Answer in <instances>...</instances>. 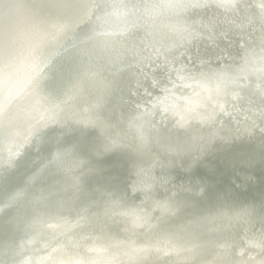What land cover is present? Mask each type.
I'll use <instances>...</instances> for the list:
<instances>
[{
	"label": "water",
	"instance_id": "95a60500",
	"mask_svg": "<svg viewBox=\"0 0 264 264\" xmlns=\"http://www.w3.org/2000/svg\"><path fill=\"white\" fill-rule=\"evenodd\" d=\"M187 7L190 13L196 8L201 11L215 8L221 27L207 25L199 18L194 30L184 35V28L179 25L180 37L175 38L171 49L164 42L151 43V26L138 21L144 15L145 23L152 22L151 12L132 13L135 18L125 20L121 14L127 13L128 8H118L116 21L127 37L114 44L108 61L111 67L117 57L127 58V70L121 77L119 89L127 92L129 99L127 102L119 99L117 103L129 116H124L123 111L118 115L117 109L109 105L111 97L104 98L95 106L98 110H92L96 117L76 118L65 132L58 134L56 142L61 143V139L69 137L80 142L87 132L93 133L85 152L78 148L74 152L66 149L55 169L48 166L46 158L37 162L38 169L44 172L43 183L32 199L35 204L39 203L37 209H42L31 215L33 223L22 229V239L13 241L7 254L25 261L19 249L23 248V243L30 242L39 250L35 264H62V249L54 254L51 250L47 257L40 255L44 248L42 239L58 236L65 240L74 235L86 244L79 253L89 257L95 253L96 246L100 252H107L114 244L123 243L124 256L96 264H166L173 256L177 257L178 264H188L187 252L178 255L177 247H164L159 241L157 247L162 253L149 261L148 247L154 245L156 239L153 236L192 215L196 210L192 202H203L204 191L214 196L223 184L230 183L235 194L238 193L236 169L243 175L255 173L256 167L264 169V43L257 44L248 37L242 42V39L237 40L240 28H234L233 19L226 15L233 10L239 17L240 10L235 12V7L246 8L245 0H188ZM259 12L264 21V8H259ZM220 46L224 49L218 51ZM13 76L15 74L0 77V102L6 89L12 86ZM98 143L111 152L98 154L101 146ZM53 149L56 155L60 154L56 144ZM245 152L250 154L244 155ZM246 158L251 159L244 164L255 167L242 168ZM211 161L215 164H209ZM0 162L4 163L2 155ZM157 163L172 167L167 170L168 180L153 179L162 172ZM215 166L218 169L211 171ZM26 170L23 165L15 169ZM210 171L219 175L218 182L209 180L212 177L202 180ZM196 176L202 178L196 179ZM39 180H33L34 186ZM252 181L255 189L264 184V177ZM159 189L166 193L164 200L146 199L147 193ZM216 199L221 200L219 196H215ZM5 200L2 198L1 202ZM48 204L58 208L43 222L36 223L37 216ZM259 207L263 213L260 219L253 217V211L246 210L230 216L229 222L225 221L221 203L211 204L207 211L218 212L219 216L214 219L225 227H228L226 222L231 224L237 229V234H233L248 244L253 243L251 236L259 235L254 254L264 262V202ZM202 224L213 231L211 241L227 233L221 230L219 223L208 218L200 226ZM103 232L106 238L101 237ZM141 234L153 237L142 251L136 250L133 244V239ZM193 237L185 229L180 237L182 245L190 243ZM217 242L211 245L216 248ZM33 253L35 255V250ZM138 253L146 259L140 261ZM54 256H57L56 261L51 263L50 258Z\"/></svg>",
	"mask_w": 264,
	"mask_h": 264
},
{
	"label": "bare ground",
	"instance_id": "6f19581e",
	"mask_svg": "<svg viewBox=\"0 0 264 264\" xmlns=\"http://www.w3.org/2000/svg\"><path fill=\"white\" fill-rule=\"evenodd\" d=\"M187 5L188 0H0V77L7 78L15 74L12 86L6 89L3 101L0 102V156L4 157V163L0 162V264H35L38 258L39 250L30 242L23 243V248L19 249L24 253L22 258L25 261L6 253L13 241L22 239V229L33 223L31 215L42 209L38 210L39 203L35 204L32 199L43 183L44 172L38 169L40 165L37 162L46 158L48 166L55 169L66 149L74 152L78 148L85 152L93 133L87 132L86 138L80 142L69 137L61 139V143L56 142L58 134L65 132L69 124L75 123L76 118L86 115L96 117L92 110H98L95 106L100 105L104 98L111 97L109 105L117 109L118 115L123 111L117 103L119 99L126 102L129 99L128 93L119 89L121 77L127 70V58L124 55L117 57L111 67L108 61L114 44L127 37L116 21L118 8H128L127 13L121 14L125 20L135 18L133 14L139 11L151 12L154 18L152 22L145 23L147 19L144 15L138 21L151 26V43L164 42L171 49L175 38L180 37L177 33L179 25L184 28V35L194 30L199 18L207 25L221 27L220 16L215 13V8L202 11L196 8L200 13L196 10L190 13ZM245 5L246 8L235 7V12L240 10L237 12L239 17L233 14V10L227 11L226 15L233 19L231 22L234 28H240L237 40L242 39V42L248 37L257 44H262L264 21L261 20L259 8H264V0H245ZM223 49L220 46L218 51ZM119 54L122 55V52L119 51ZM123 112L124 116H129L127 112ZM54 144L59 147L60 154H55ZM97 145H101L98 154L108 155L107 151L111 152L109 149L105 150L102 144ZM129 152L126 150V153ZM247 154L250 153H244ZM250 159H243L242 168L251 165L244 164ZM209 164L214 165L215 162L211 161ZM19 165L26 166L27 170L15 171ZM155 165H159L162 172L153 179L168 180L167 170L172 167L160 163ZM251 166L255 167L254 164ZM120 169L113 168L116 171ZM217 169L215 166L211 171ZM211 171L202 180L214 177L209 180L218 182L219 175H213ZM98 174L97 172L96 175ZM256 177H264L263 168L256 167L255 173L244 175L239 174L236 169L238 193L235 194L230 183H225L214 196L211 192L204 191L206 199L203 202L192 200L196 206L195 212L175 222L171 228L164 227L153 236L156 239L154 245L148 247L147 259L152 262L161 255L162 252L157 247L159 241L164 247H177L178 255L187 252L188 264L264 263L254 254L259 235L251 236L253 243L248 244L244 239L237 238L233 234H237V229L227 223L230 216L246 210L253 211L254 218L260 219L263 216L259 205L264 202V184L253 189L252 180ZM36 178L42 179L34 186L33 180ZM3 194L5 195L1 197ZM215 196H219L221 200H214ZM165 197L166 193L162 189L146 195V199L155 198L160 201ZM2 198L6 200L1 202ZM217 202L224 209L227 221L225 225L232 229L214 219L219 216L218 212L207 211L211 204ZM48 206L49 204L45 205V211L43 209L37 216L36 223L43 222L47 215L58 208L54 204ZM205 218L219 223L221 230L227 232L219 234L221 238L215 240L218 241L216 248L211 245L215 242L211 241L210 234L213 231L207 225L200 226ZM185 229L195 237L190 243L182 245L180 237ZM106 236V232L101 234L102 238ZM130 237L132 238L131 235ZM153 237L141 234L134 238L135 241L132 238L135 249L142 251ZM61 240L58 236L43 238L44 248L40 250V255L47 257L51 250V254H54L62 249V264H77L79 259V264H96L97 261H105L118 255L122 257L126 253L122 248L123 243L119 242L107 252H100L96 246L95 253L92 252L89 257L79 253V249L86 244L74 235ZM204 247L206 250H202ZM138 255L140 261L146 259L140 253ZM57 256L50 258L51 263H55ZM166 264H178L177 257H170Z\"/></svg>",
	"mask_w": 264,
	"mask_h": 264
}]
</instances>
